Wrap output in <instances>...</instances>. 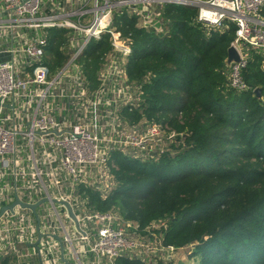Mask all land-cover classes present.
<instances>
[{"label": "built area", "instance_id": "built-area-1", "mask_svg": "<svg viewBox=\"0 0 264 264\" xmlns=\"http://www.w3.org/2000/svg\"><path fill=\"white\" fill-rule=\"evenodd\" d=\"M169 6L196 8L195 22L207 30L234 26L239 62L228 68V80L236 92L246 90L242 71L252 57L260 55L264 66V0H0V208L15 197L26 205L47 200L36 208L38 220L19 205L0 217V259L65 264L58 236L68 264H116L122 256L172 264L178 249L156 233L166 220L140 229L115 209L91 210L78 191L107 198L117 185L113 153L158 158L175 136L143 116L136 128L123 116L144 102L128 78L133 35L125 30L135 22L142 32L165 36ZM121 16L126 23H116ZM54 31L63 32L60 58L50 43L58 39ZM59 202L70 204L81 231ZM37 223L40 256L31 246ZM150 230L155 246L145 239Z\"/></svg>", "mask_w": 264, "mask_h": 264}, {"label": "trees", "instance_id": "trees-1", "mask_svg": "<svg viewBox=\"0 0 264 264\" xmlns=\"http://www.w3.org/2000/svg\"><path fill=\"white\" fill-rule=\"evenodd\" d=\"M196 15L194 7H167L162 18L169 37L128 23L125 32L133 35L128 78L140 86L144 102L123 116L130 125L143 116L175 136L158 158L113 153L117 185L108 197L83 187L79 195L91 210L115 209L140 229L166 220V229L159 232L163 244L176 249L194 244L200 264H264L262 58L252 57L242 71L247 88L236 92L224 64L234 26L207 30L195 22ZM118 20L127 22L123 16ZM51 34L58 37L50 43L60 58L63 32ZM102 49L108 50V44ZM8 263L0 259V264ZM116 264L146 263L122 256Z\"/></svg>", "mask_w": 264, "mask_h": 264}, {"label": "water", "instance_id": "water-1", "mask_svg": "<svg viewBox=\"0 0 264 264\" xmlns=\"http://www.w3.org/2000/svg\"><path fill=\"white\" fill-rule=\"evenodd\" d=\"M165 37H169V33H167L165 35ZM239 62V55L237 53V51L235 50V48L233 46H229L228 49H227V55H226V58L224 60V64L227 66V68H231V66L233 64H236ZM254 93L256 94L257 98L260 97V94H261V91L259 88H256L254 90ZM44 202H47V200H41L39 201L37 204H34V205H26L24 203H22L17 197H15L14 201L7 205V206H3L0 208V217L5 213V211H9V212H13V208L16 206V205H19L21 208H27V209H30L33 214L36 216V219L38 220V217H37V214H36V208L44 203ZM53 203L57 202L56 200H52ZM61 205H63L66 210H67V213H68V216L69 218H71L73 221H74V224L76 226V228L80 230V227H79V223H78V220L75 216V214L73 213V210L70 206V204L68 202H59ZM36 232H37V242L33 245H31L36 251H37V255L40 256L39 254V249H38V242L40 240V238L42 237L40 231H39V226H38V223L36 225ZM54 239L59 243L60 245V251H61V260L62 262H64L65 264H68L67 261L63 258V245L59 239L58 236H53Z\"/></svg>", "mask_w": 264, "mask_h": 264}, {"label": "rangeland", "instance_id": "rangeland-1", "mask_svg": "<svg viewBox=\"0 0 264 264\" xmlns=\"http://www.w3.org/2000/svg\"><path fill=\"white\" fill-rule=\"evenodd\" d=\"M133 126L139 127L140 123H136ZM165 147H168V143L167 145H165ZM158 226L155 227V230L157 229ZM154 231V230H153ZM152 230H150V234L148 236H145V239L149 242V244H151V246H155V242L153 241V236H155V234L153 233ZM157 235L159 233V231H156ZM195 246L194 244L189 245L187 247H184L182 249H178L176 251H174L173 253H171L170 256H172V264H200V256L199 255H193ZM155 252L154 251H149V255L150 258L152 259L153 254ZM160 257V256H159ZM167 261V260H166Z\"/></svg>", "mask_w": 264, "mask_h": 264}, {"label": "crops", "instance_id": "crops-1", "mask_svg": "<svg viewBox=\"0 0 264 264\" xmlns=\"http://www.w3.org/2000/svg\"><path fill=\"white\" fill-rule=\"evenodd\" d=\"M30 262H31V260H28V261H27V264H30Z\"/></svg>", "mask_w": 264, "mask_h": 264}]
</instances>
